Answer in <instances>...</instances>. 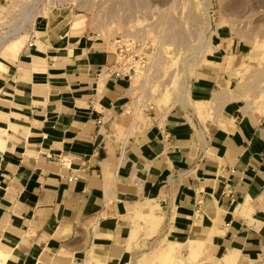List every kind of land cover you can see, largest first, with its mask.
Wrapping results in <instances>:
<instances>
[{
    "label": "crops",
    "instance_id": "crops-1",
    "mask_svg": "<svg viewBox=\"0 0 264 264\" xmlns=\"http://www.w3.org/2000/svg\"><path fill=\"white\" fill-rule=\"evenodd\" d=\"M0 56V255L87 264L176 230L264 257V106L225 73H201L188 101L141 110L83 21L36 25Z\"/></svg>",
    "mask_w": 264,
    "mask_h": 264
},
{
    "label": "rangeland",
    "instance_id": "rangeland-1",
    "mask_svg": "<svg viewBox=\"0 0 264 264\" xmlns=\"http://www.w3.org/2000/svg\"><path fill=\"white\" fill-rule=\"evenodd\" d=\"M78 20L131 76L141 110L162 115L188 101L205 72L225 73L239 99L264 106V0H0V56L26 43L36 25ZM190 241L165 229L95 264H264Z\"/></svg>",
    "mask_w": 264,
    "mask_h": 264
},
{
    "label": "bare ground",
    "instance_id": "bare-ground-1",
    "mask_svg": "<svg viewBox=\"0 0 264 264\" xmlns=\"http://www.w3.org/2000/svg\"><path fill=\"white\" fill-rule=\"evenodd\" d=\"M167 91V90H166ZM169 94V93H168ZM181 104V103H180ZM5 263V258L4 257H2L1 255H0V264H4Z\"/></svg>",
    "mask_w": 264,
    "mask_h": 264
}]
</instances>
